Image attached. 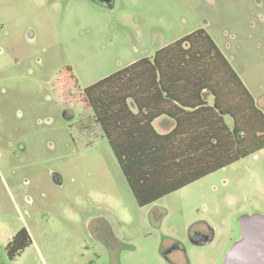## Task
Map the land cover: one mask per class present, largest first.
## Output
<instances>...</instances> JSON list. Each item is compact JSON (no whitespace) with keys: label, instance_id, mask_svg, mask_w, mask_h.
Returning a JSON list of instances; mask_svg holds the SVG:
<instances>
[{"label":"rangeland","instance_id":"obj_1","mask_svg":"<svg viewBox=\"0 0 264 264\" xmlns=\"http://www.w3.org/2000/svg\"><path fill=\"white\" fill-rule=\"evenodd\" d=\"M199 28L264 112V0H0V264H163L154 206L179 236L195 207L215 223L239 203L264 215V148L139 206L84 99L86 86ZM21 227L31 243L10 258Z\"/></svg>","mask_w":264,"mask_h":264},{"label":"trees","instance_id":"obj_2","mask_svg":"<svg viewBox=\"0 0 264 264\" xmlns=\"http://www.w3.org/2000/svg\"><path fill=\"white\" fill-rule=\"evenodd\" d=\"M83 96L139 206L264 148V112L203 28L86 86ZM162 116L173 122L164 133L154 126ZM30 243L21 227L9 257Z\"/></svg>","mask_w":264,"mask_h":264},{"label":"flooded vegetation","instance_id":"obj_3","mask_svg":"<svg viewBox=\"0 0 264 264\" xmlns=\"http://www.w3.org/2000/svg\"><path fill=\"white\" fill-rule=\"evenodd\" d=\"M90 1L101 5L111 3V0ZM65 115L70 117L68 113ZM204 204L201 205L205 207ZM237 209L234 216L227 214L219 223H215L214 219L211 220L195 207V216L186 220L184 235L179 236L161 230L166 211L154 206L148 212L150 223L158 230L155 255L163 264H192L195 254L199 264H264V215L252 212L240 203ZM14 235L6 245L8 255L14 247L9 245ZM105 245L108 260H111L114 245L111 241H106Z\"/></svg>","mask_w":264,"mask_h":264},{"label":"crops","instance_id":"obj_4","mask_svg":"<svg viewBox=\"0 0 264 264\" xmlns=\"http://www.w3.org/2000/svg\"><path fill=\"white\" fill-rule=\"evenodd\" d=\"M151 56V55H150ZM132 63V62H131ZM130 64V63H129ZM128 65V64H127ZM126 66V65H125ZM158 123H160V124H162V123H164L163 125H161V127H164V129H159L158 128V126H157V124ZM154 126H155V128L159 131V132H161V133H164V132H167V131H169L171 128H172V126H173V122L169 119V118H166L165 116H162V117H159V118H157L155 121H154ZM160 127V126H159Z\"/></svg>","mask_w":264,"mask_h":264},{"label":"water","instance_id":"obj_5","mask_svg":"<svg viewBox=\"0 0 264 264\" xmlns=\"http://www.w3.org/2000/svg\"><path fill=\"white\" fill-rule=\"evenodd\" d=\"M52 178H53V181L55 182V183H59V178H58V176H57V174H55V173H53L52 174ZM258 217H261V216H258Z\"/></svg>","mask_w":264,"mask_h":264}]
</instances>
